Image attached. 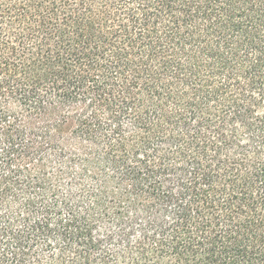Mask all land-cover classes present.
Listing matches in <instances>:
<instances>
[{"label": "trees", "instance_id": "trees-1", "mask_svg": "<svg viewBox=\"0 0 264 264\" xmlns=\"http://www.w3.org/2000/svg\"><path fill=\"white\" fill-rule=\"evenodd\" d=\"M0 264H264V0H0Z\"/></svg>", "mask_w": 264, "mask_h": 264}]
</instances>
